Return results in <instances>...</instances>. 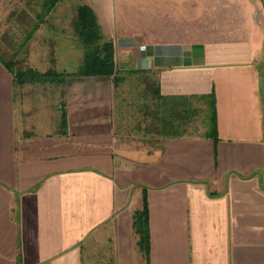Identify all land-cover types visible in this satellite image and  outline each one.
<instances>
[{"label":"crops","instance_id":"obj_1","mask_svg":"<svg viewBox=\"0 0 264 264\" xmlns=\"http://www.w3.org/2000/svg\"><path fill=\"white\" fill-rule=\"evenodd\" d=\"M50 3L14 0L0 39L51 38ZM83 3L100 23L113 8ZM229 19L203 39L114 28L123 76L151 96L149 140L125 134L112 77L80 63L16 85L0 62V264H264V0ZM31 51L25 69L53 70Z\"/></svg>","mask_w":264,"mask_h":264},{"label":"rangeland","instance_id":"obj_2","mask_svg":"<svg viewBox=\"0 0 264 264\" xmlns=\"http://www.w3.org/2000/svg\"><path fill=\"white\" fill-rule=\"evenodd\" d=\"M31 1L35 2V0ZM103 1L85 0L86 3L94 4L96 8H98L97 3L99 5ZM111 1L113 8L104 10V13L101 14V23L95 15L103 39H110L116 26L127 24L138 37L143 34V36L156 41L159 36L163 37L166 35L174 36V38L178 39H203L206 29L217 27V16L222 10L228 13L229 20L233 23L239 16V11L242 10V7L248 6L251 0H179V4L176 0H147L149 6H145V0ZM82 3L83 0H59L54 4L53 10L47 13L38 9L39 19L37 24L40 27L42 22L51 15L47 23L49 27H52L54 33L50 35L51 38L49 39L29 42L32 46L31 59L35 66L41 69L48 67L58 73H60L57 71L59 67L77 70L79 69L78 65L82 63L80 71L84 68L86 63L85 50L78 43L72 26L77 6L85 5ZM13 6L14 0H0V33L6 30L11 32V27L4 23V18L12 13ZM142 6L145 8H142ZM209 6L213 7V9H209ZM146 7L149 8L146 9ZM98 9H95V11L98 12ZM211 22L213 23L212 25ZM232 25L230 24L229 27ZM9 36L11 39H5L4 43L0 41L3 50L10 46H15L17 42L21 41L14 40L11 34ZM137 48L141 49L140 46ZM136 53L140 52L136 51ZM67 62L68 64H66ZM27 63L28 53L23 69L27 67ZM114 63L117 76L121 79V83L114 92V102L115 105L117 104L115 110H120V114L125 120L124 132L135 142L138 139L149 140L148 134L151 133V129L148 131L149 121L144 113L151 105V96L148 94L147 89L144 88L145 86L142 85L141 78L135 75L131 77L123 76V74H126L124 69L125 62L119 61L114 57ZM88 69V72L95 71L89 66ZM32 70L40 72L36 68Z\"/></svg>","mask_w":264,"mask_h":264},{"label":"trees","instance_id":"obj_3","mask_svg":"<svg viewBox=\"0 0 264 264\" xmlns=\"http://www.w3.org/2000/svg\"><path fill=\"white\" fill-rule=\"evenodd\" d=\"M48 1H50V5L53 6L59 0ZM50 5L49 8L51 7ZM72 26L78 43L81 44L85 50L86 57L84 68L76 75L83 76L89 73L95 75H108L112 77L114 85H119L121 83V79L117 76L116 70L114 68L115 63L112 43L109 40L107 41L103 39L93 10L86 5H78ZM37 28L38 25H34L32 27V31H35ZM31 35L32 32H30L23 40L17 42L15 46H10L11 44H7L10 47L5 50H3L0 45V62L6 68V70L12 74L16 85L36 83L46 84L55 82L62 83L67 74L58 73L53 70L40 73L30 68L23 69ZM5 39L7 38L4 37L0 39V41H3L4 43ZM97 52L99 53L94 55ZM88 66L95 71L88 72ZM142 209L143 210L140 213V219L136 221L135 225L138 228L137 232L141 237L142 244L145 246L147 242V215L146 207L144 206Z\"/></svg>","mask_w":264,"mask_h":264},{"label":"built area","instance_id":"obj_4","mask_svg":"<svg viewBox=\"0 0 264 264\" xmlns=\"http://www.w3.org/2000/svg\"><path fill=\"white\" fill-rule=\"evenodd\" d=\"M136 51L140 52L141 49H138V48L134 49V52H136Z\"/></svg>","mask_w":264,"mask_h":264}]
</instances>
